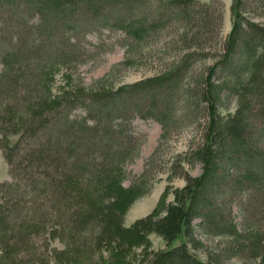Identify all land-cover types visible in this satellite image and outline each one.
I'll use <instances>...</instances> for the list:
<instances>
[{"label":"trees","instance_id":"trees-1","mask_svg":"<svg viewBox=\"0 0 264 264\" xmlns=\"http://www.w3.org/2000/svg\"><path fill=\"white\" fill-rule=\"evenodd\" d=\"M230 10L223 39L222 0H0V142L18 173L0 181L1 264H123L139 226L119 228L117 198L105 187L135 147L137 116L162 125L138 179L144 187L166 171V142L194 122L199 133L185 155L201 166L156 225L179 243L137 264L264 263V22L256 19L264 0H231ZM99 27L124 32L121 64L153 73L116 89L56 90L57 65L81 55L83 35ZM230 99L235 111L222 112ZM89 142L117 152L105 151L101 163L69 160ZM97 221L98 232L89 228Z\"/></svg>","mask_w":264,"mask_h":264},{"label":"rangeland","instance_id":"rangeland-1","mask_svg":"<svg viewBox=\"0 0 264 264\" xmlns=\"http://www.w3.org/2000/svg\"><path fill=\"white\" fill-rule=\"evenodd\" d=\"M222 2L224 8L222 34L224 39V36L228 34L232 27L230 10L231 0H222ZM256 19L264 22V16L257 17ZM95 29L83 35L82 44L84 49L83 52L81 51V55L77 58L73 57L74 59L69 63L57 65L58 68L54 81L56 90L57 88L67 86L74 87V85L80 86V88L82 87L84 90L87 88L96 89L98 87H101L99 89H116L118 87L120 88L133 84L153 73V70L148 66L137 67L135 65L129 66L121 64L125 57V46L122 42L124 36L123 31L103 27ZM54 41L58 42L59 39L56 38ZM209 62L210 59L206 62L200 61L199 66H204ZM236 105L237 100L230 99L227 101L229 109L224 107L222 108V112L235 111ZM199 127L198 122L186 125L166 142V145L161 151L163 152V160L164 158L166 160L169 159L164 166L166 167V171L160 173L153 181V184H148L144 187L142 182H139L138 179L144 171L147 159L160 141L162 125L153 118L137 116L133 120L131 133L135 134L137 138L136 142H134L135 147L125 152V158L122 159L121 157V161L117 167V169L121 167L123 169L121 176L117 180H111V182H113H110L105 187L108 189L111 184V189L107 191L110 193L109 200L111 198H117V209H114V211L118 214L116 217L120 220L119 228L133 225L139 226L137 233L134 234L135 236L133 235L134 237L130 241H127L123 247V264H137L138 260L143 258L146 254L150 252L154 253L179 243V237H168L159 230L156 225L165 218L172 208V205L179 202L178 197L184 192L183 190L201 172L200 164L191 165L187 161L185 155L190 141L199 133ZM16 137L17 136H12V139L15 140ZM69 147L72 146L69 145ZM98 148L99 153L96 155L94 154L97 153L95 149ZM81 149L85 152L84 156H75L73 151H68L67 156H69V160L75 159L78 164H82L84 162L83 159H89L91 163H101L100 160L102 157H107L105 155L106 150L102 151L104 148H101V146H97L96 148L91 142ZM115 149L111 148V150L106 152H117ZM63 161L66 163L67 159H63ZM115 163L113 162V165H115ZM73 166L76 167L75 164ZM13 171V176L17 178L18 173L15 175ZM12 174L11 167L0 142V181L10 179ZM102 186H104L103 183ZM22 193V196L25 197L34 195V192H26L25 190ZM106 210L107 209H103L102 211L105 212ZM233 215L235 220L241 224L242 214L238 207L235 208ZM97 222L96 225H90L89 228L98 232L101 229V225L99 221ZM198 236L210 246H217L218 241L209 239L200 233H198ZM63 244L64 242L58 238L52 242V245L58 249H60ZM208 251L210 253L212 249L209 248ZM214 251L215 250H213V252ZM197 255H199L200 258L206 256L204 252L201 251H199ZM214 261L219 264H264L261 262L260 258H254L251 261H245L238 257L221 260V258L215 256ZM49 264L58 263L52 258Z\"/></svg>","mask_w":264,"mask_h":264},{"label":"crops","instance_id":"crops-1","mask_svg":"<svg viewBox=\"0 0 264 264\" xmlns=\"http://www.w3.org/2000/svg\"><path fill=\"white\" fill-rule=\"evenodd\" d=\"M205 1H209V0H205Z\"/></svg>","mask_w":264,"mask_h":264}]
</instances>
